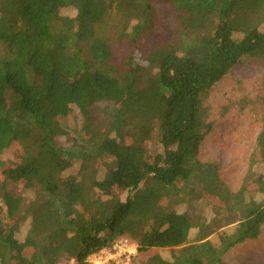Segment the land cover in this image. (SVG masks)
I'll list each match as a JSON object with an SVG mask.
<instances>
[{
    "label": "trees",
    "instance_id": "obj_1",
    "mask_svg": "<svg viewBox=\"0 0 264 264\" xmlns=\"http://www.w3.org/2000/svg\"><path fill=\"white\" fill-rule=\"evenodd\" d=\"M161 1L175 13L171 39L138 63L133 51L154 33L149 0H0V264H88L123 237L140 252L170 251L147 264H225L229 250L259 236L264 119L236 191L199 151L212 130L204 107L211 88L243 56L264 63V0ZM103 101L115 111L101 130L88 114ZM71 106L92 147L79 157L56 143ZM153 137L162 150L154 155ZM16 147L19 158L1 160ZM75 158L76 175L65 176ZM19 183L30 199L9 189ZM200 197L211 207L207 219L195 212ZM170 199L186 209L167 211Z\"/></svg>",
    "mask_w": 264,
    "mask_h": 264
},
{
    "label": "rangeland",
    "instance_id": "obj_2",
    "mask_svg": "<svg viewBox=\"0 0 264 264\" xmlns=\"http://www.w3.org/2000/svg\"><path fill=\"white\" fill-rule=\"evenodd\" d=\"M155 9L154 33L141 43L139 50L133 51L134 60L138 63H145L143 56L148 47L158 45L164 40H170L175 26V13L161 0H149ZM63 15L74 16L75 12L66 9ZM117 47V46H115ZM119 47H122L120 45ZM122 48H118L119 52ZM125 52H130L129 47H125ZM264 63L257 58L243 56L240 61L217 82L209 91L204 107L207 110V119L212 124V130L205 136L199 151V159L202 162H212L215 164L218 176L222 183L231 191H236L247 170L249 158L254 150L255 141L262 128L264 119ZM115 107L107 101L98 102L89 109V117L94 120L101 130L107 126L111 120ZM60 126L65 130L66 135L56 138V143L68 148L79 157L83 153H91L92 147L87 140L89 134L83 130L84 116L75 106H71V112L65 118L59 119ZM148 148L150 154L160 153L161 147L153 137ZM18 148L7 151L1 156L2 161H11L19 158ZM76 157V158H77ZM73 159L72 167L65 172V176L76 175L80 159ZM107 161V159H106ZM91 165L96 169H101L99 157H93ZM104 167H102V172ZM101 172V173H102ZM263 172V171H261ZM102 175H99V178ZM9 189L25 200L30 199V194L24 189L21 183L11 185ZM98 192L95 190V194ZM96 194V195H97ZM100 196L105 200V196ZM128 196L124 193L120 196L122 201ZM196 205V213L205 219L211 217V207L205 198L200 197ZM185 199V198H184ZM167 211L175 210L183 212L186 204H173L172 199L162 202ZM27 225L20 227L17 238L22 240L27 231ZM233 225L225 227L230 231ZM197 228H193L189 234V244L197 240ZM218 232L211 234L208 240L217 243ZM159 253L164 259H170L168 249H150L140 252L135 249L134 258L137 264H147L149 258ZM28 254V253H26ZM225 264H264V226L259 236L254 240H247L236 245L223 256ZM73 260L63 259L60 264H72Z\"/></svg>",
    "mask_w": 264,
    "mask_h": 264
},
{
    "label": "built area",
    "instance_id": "obj_3",
    "mask_svg": "<svg viewBox=\"0 0 264 264\" xmlns=\"http://www.w3.org/2000/svg\"><path fill=\"white\" fill-rule=\"evenodd\" d=\"M136 244L123 237L110 248L102 249L87 257L88 264H137L134 258Z\"/></svg>",
    "mask_w": 264,
    "mask_h": 264
}]
</instances>
